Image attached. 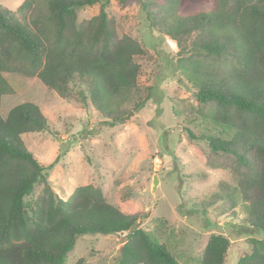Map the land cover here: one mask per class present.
Listing matches in <instances>:
<instances>
[{
  "label": "trees",
  "instance_id": "1",
  "mask_svg": "<svg viewBox=\"0 0 264 264\" xmlns=\"http://www.w3.org/2000/svg\"><path fill=\"white\" fill-rule=\"evenodd\" d=\"M110 0H23L15 11L0 2V99L13 92L5 75L37 77L66 97L77 89L105 118L120 108L141 109L150 97L139 87L149 49L107 10ZM136 3L149 28L176 46L177 69L196 101L189 124L207 143V164L235 178L209 202L241 219L243 232H264V0H116ZM100 5L79 20V10ZM49 130L34 102L0 114V264H66L78 237L123 235L115 264H181L139 214L109 203L100 186L75 187L60 198L22 135ZM39 192L32 196L36 185ZM239 213V214H238ZM238 264H264V233L249 237ZM228 236L212 233L199 264H225ZM79 258L75 264H81Z\"/></svg>",
  "mask_w": 264,
  "mask_h": 264
},
{
  "label": "rangeland",
  "instance_id": "2",
  "mask_svg": "<svg viewBox=\"0 0 264 264\" xmlns=\"http://www.w3.org/2000/svg\"><path fill=\"white\" fill-rule=\"evenodd\" d=\"M22 1L0 0L11 11ZM99 9V4L80 9L79 20ZM107 10L153 56L143 62L138 81L144 94L150 93L141 109L124 106L120 119L105 118L79 98L77 89L62 97L37 77L13 73L5 75L13 92L1 96L0 114L24 101L39 106L49 130L23 134L22 140L43 165L53 163L44 173L60 198L67 199L79 185H98L123 213L139 214L138 226L164 243L179 263L199 264L208 237L222 233L230 241L225 264H238L250 250L248 238L264 232H243L240 217H228L217 203L209 205L213 193L234 185L235 178L227 168L208 165L207 143L188 133V128L199 133L189 124L196 101L177 69L176 43L149 28L136 3L119 8L110 0ZM154 174L158 181L151 192ZM41 187L36 185L32 196ZM123 240V235H82L66 264L79 258L81 264H115Z\"/></svg>",
  "mask_w": 264,
  "mask_h": 264
},
{
  "label": "water",
  "instance_id": "3",
  "mask_svg": "<svg viewBox=\"0 0 264 264\" xmlns=\"http://www.w3.org/2000/svg\"><path fill=\"white\" fill-rule=\"evenodd\" d=\"M128 116H129V114L126 117H128ZM157 181H158L157 176H156V174H154L153 179H152L151 192H153L155 190Z\"/></svg>",
  "mask_w": 264,
  "mask_h": 264
},
{
  "label": "built area",
  "instance_id": "4",
  "mask_svg": "<svg viewBox=\"0 0 264 264\" xmlns=\"http://www.w3.org/2000/svg\"><path fill=\"white\" fill-rule=\"evenodd\" d=\"M155 162H156V163H160V160L156 157V158H155Z\"/></svg>",
  "mask_w": 264,
  "mask_h": 264
}]
</instances>
